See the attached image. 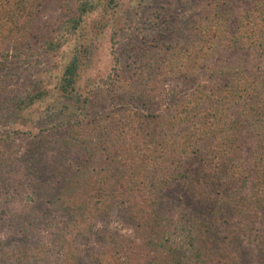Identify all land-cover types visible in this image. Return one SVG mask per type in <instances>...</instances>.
Wrapping results in <instances>:
<instances>
[{
  "label": "trees",
  "instance_id": "1",
  "mask_svg": "<svg viewBox=\"0 0 264 264\" xmlns=\"http://www.w3.org/2000/svg\"><path fill=\"white\" fill-rule=\"evenodd\" d=\"M120 5L0 0V67L30 68L37 53L49 63L28 75L21 93L2 100L0 111L8 106L24 118L48 98L44 111L69 116L66 133L39 140L37 153L20 159L11 136L0 144V181L17 173L5 191L22 197L13 212L18 242L28 248L23 254L35 249L34 264H125L132 255H143L140 264H264V67L250 70L242 58H229L243 50L264 58V0L237 12L233 0H205L181 40L154 42L140 80L127 76L120 93L114 69L82 91L80 69L92 46L84 35L87 21L100 9L107 25L101 35ZM48 6L56 15L34 31ZM115 62L122 71L129 65ZM92 95L118 101L99 108ZM73 154L85 155L91 166L68 162ZM184 178L191 180L196 213L185 208L179 219L166 217L164 192ZM114 213L134 237L111 236V226L101 232L98 223L111 222ZM249 246L256 247L253 258ZM12 254L4 258L8 264ZM31 262L21 257L15 264Z\"/></svg>",
  "mask_w": 264,
  "mask_h": 264
},
{
  "label": "rangeland",
  "instance_id": "2",
  "mask_svg": "<svg viewBox=\"0 0 264 264\" xmlns=\"http://www.w3.org/2000/svg\"><path fill=\"white\" fill-rule=\"evenodd\" d=\"M233 2L236 7L232 11L237 12L242 10L243 7L248 6L251 0H233ZM204 3L205 0H120L121 5L118 9L114 10L115 20H112L110 27L101 35L97 33L98 30L107 25L106 23L103 25L99 19V17H101L100 9L95 11L89 17L84 33L88 39L87 41L90 42L92 46L80 69V78L78 82L79 85H81L80 90L86 91L87 88H84V84L94 86L101 76L108 75L109 72L113 73L114 69L117 70V82L115 83V87H117L120 93L124 89L127 76H130V79L139 78L140 80V75L148 69L146 64L155 51L156 47L154 44L156 43L154 42H159V44L164 45L173 42L176 38L181 40L182 30H188L192 22L198 19L201 13L204 12L202 8ZM42 10L43 11L39 14V19L36 20V25L34 26L33 24L34 31L38 30L45 20H51L53 15H56V9H53L52 6L42 8ZM156 13H159V15L156 16ZM31 25L32 23H28L26 27H30ZM112 32L114 35L112 39H110V34ZM229 58L232 60L242 58L246 67L250 70H256L259 64H262L264 67V58L258 57L250 50L236 51L233 54H229ZM34 59L37 60L31 63L32 67H23V69L18 70V72L12 70L7 71L5 67H0V104L2 100L8 99L10 101L16 94L23 91L29 74L37 76L35 72L45 68V66L49 64L47 57L41 53H37ZM115 59H119V62L123 64L129 62L126 71H122V66L124 65L121 66L120 64V67L117 66ZM58 69L59 67H57L56 72ZM120 85L123 87H120ZM136 88L139 92L144 89L142 85L139 86L137 83ZM49 90H51V88ZM52 91L53 89L51 93H53ZM47 99H45V101ZM91 100L92 103L99 108L101 106L108 107L110 104L115 105L118 101L117 98L111 96H106L101 99L93 95ZM44 102L42 106L36 105L28 111L26 110L24 118L13 116V113L8 112L10 109L8 106L3 108V111H0V144L4 137H14L17 146H19L18 152L21 154L20 159L23 158L25 152L31 155L35 152H39V140L44 139L46 136H50L51 138L63 136L69 127L67 122L69 116L65 114L64 116L58 117L56 111H44V106L46 105ZM78 119L79 117H76V120ZM37 133L38 137L35 135ZM40 133L42 134L40 135ZM247 140L249 144L252 142L251 139ZM249 144L247 146H249ZM101 145L102 144L99 143L98 147L102 148ZM247 146L245 152L248 154ZM46 154L48 153L44 155ZM46 157L48 158L50 156H44L45 160L47 159ZM83 157L84 158L80 159L79 155L73 154L72 156H68L67 160L69 162L71 159V163L80 164V168H83V166L87 164L91 166L92 163H89V161L87 162L85 155ZM4 160L5 159L0 156V162L3 163L5 162ZM19 162L22 161L20 160ZM45 164L46 161H44V165ZM15 175L17 176V173H15L13 177H15ZM13 177L6 181H0V264H8V261H4V258H10L9 256H11L12 250L14 255L12 254L11 260L13 261L10 260L9 264L18 263L21 257L30 258L31 262L35 253L39 255L35 249H30L31 253L27 254L26 252L23 254L25 249H28L25 247L26 243L18 242L21 238L19 237V232L14 230V228L17 229L20 223L17 222L18 227L16 223H14L16 217L14 218L13 209L16 207L19 209L21 207L22 197H16L14 195L16 194L15 190L9 193L11 196H15V199L11 198L7 193L11 190V181ZM190 184L191 180L184 178L176 182L169 191L164 192V205L162 207V214L164 216L168 217L175 215L174 218L179 219V212H182L185 208H187L186 210H188L191 215L196 213L197 208L195 209L194 207V209H192L193 207L190 204ZM7 186L9 189L6 192ZM9 216H11L13 224H11ZM98 224L101 225L100 228L103 233L107 232V228L111 226L112 233L109 232L111 236L117 232L123 234L127 238L134 237L131 226L126 225L121 216L115 213L111 216V222L104 223L103 225L101 223ZM176 225L179 226V223L176 222ZM39 231L42 234L41 236H45V238L49 233L47 229ZM93 237L94 235L92 233L90 240L94 242ZM249 247L252 251L250 258H253L257 253L256 247ZM87 249L90 251L89 247H87ZM2 253H5L6 257ZM142 256L143 255H132L130 256V260L125 264H140L141 262L139 259H142ZM24 264H34V262Z\"/></svg>",
  "mask_w": 264,
  "mask_h": 264
}]
</instances>
